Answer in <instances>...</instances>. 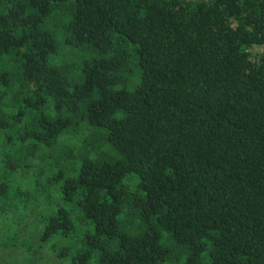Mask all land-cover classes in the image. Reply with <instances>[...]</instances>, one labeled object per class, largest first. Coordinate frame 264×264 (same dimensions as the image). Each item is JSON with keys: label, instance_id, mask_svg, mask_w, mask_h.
<instances>
[{"label": "trees", "instance_id": "16d2710c", "mask_svg": "<svg viewBox=\"0 0 264 264\" xmlns=\"http://www.w3.org/2000/svg\"><path fill=\"white\" fill-rule=\"evenodd\" d=\"M264 264V0H0V264Z\"/></svg>", "mask_w": 264, "mask_h": 264}, {"label": "rangeland", "instance_id": "374dc122", "mask_svg": "<svg viewBox=\"0 0 264 264\" xmlns=\"http://www.w3.org/2000/svg\"><path fill=\"white\" fill-rule=\"evenodd\" d=\"M45 264V263H44Z\"/></svg>", "mask_w": 264, "mask_h": 264}]
</instances>
